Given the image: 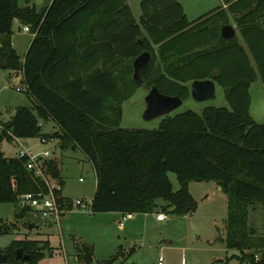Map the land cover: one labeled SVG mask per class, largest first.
Listing matches in <instances>:
<instances>
[{"label":"trees","instance_id":"trees-1","mask_svg":"<svg viewBox=\"0 0 264 264\" xmlns=\"http://www.w3.org/2000/svg\"><path fill=\"white\" fill-rule=\"evenodd\" d=\"M223 2L225 9L219 5L190 21L178 0H141L138 19L127 0H50L38 12L34 5L0 0V68L19 71L32 99L1 123L0 142L49 137L61 148L82 150L96 176L92 213L162 208L185 215L196 206L188 183L215 181L227 196L224 244L235 251L231 258L264 264V231L250 222L252 212L264 213V123L249 112L251 83L260 78L264 86V0ZM228 13L245 46L221 36ZM15 19L34 33L23 60L11 43ZM143 51L151 54L141 75L148 88L184 101L191 81L211 78L223 88L228 106L168 114L153 129L121 127L120 102L127 95L122 92L139 84L124 77ZM47 121L54 132H43ZM27 160L0 151V203H12L14 217L26 228L30 210L19 206L18 196L45 188L26 169ZM43 168L59 183L60 194L64 182L56 159L44 158ZM169 172L176 176V190ZM9 229L0 221V233ZM19 248L28 259H16ZM46 249L37 240L19 239L1 252L9 264H34ZM77 250L78 260L92 261V245Z\"/></svg>","mask_w":264,"mask_h":264},{"label":"rangeland","instance_id":"rangeland-1","mask_svg":"<svg viewBox=\"0 0 264 264\" xmlns=\"http://www.w3.org/2000/svg\"><path fill=\"white\" fill-rule=\"evenodd\" d=\"M137 1L130 0L131 4ZM49 2L50 0H17L21 7L34 5L37 12ZM183 2L187 6L189 16L196 17L216 4V0H183ZM22 28L21 22H13L12 41L21 57L31 38L30 32H23ZM132 73L125 74L127 83L132 78ZM18 87L20 90L15 89L8 70L0 68L2 116H7L6 109L11 110L16 105H30L31 102L23 91L22 82ZM149 89L143 82L122 92L127 95L120 102L121 127L153 129L158 126L161 116L143 118L146 108L145 97ZM121 90H124L123 86ZM250 95L251 116L256 122L264 123V94L254 89ZM112 103L115 104L116 101L111 99L110 104ZM207 106H228L224 98V90L220 85H216L215 95L212 98L196 101L189 96L169 114L187 109L201 113ZM43 129L46 132L52 131L49 124ZM18 140L33 155H42L47 151L49 153L47 158L54 156L64 182L62 193L73 201L84 199L86 207H74L65 212L59 226H52L39 219L33 212H29L25 220L37 226L29 230L14 217L15 206L12 203H0L1 224L10 226L6 233H0V251H3L12 240L34 239L39 244L45 243L50 247L34 264H159V260L160 264H240L238 260L231 258L235 251L227 250L224 244L227 196L218 189L215 181L192 180L188 183V190L196 202L195 209L188 214L164 212L167 217L157 220L156 213L162 212V208H159L152 213L135 214L133 219L123 221V226L119 227L118 221L121 220L119 213L91 212L90 203L96 188V176L91 162L82 150L72 145L61 148L58 139L50 141L33 137ZM18 142L3 140L0 148L4 151V155L15 156L21 149ZM168 177L174 190L178 189L179 184L175 174L169 172ZM159 202L163 205L162 201ZM250 222L258 232L264 231V213L261 209L251 213ZM12 223H16L17 226H12ZM83 244L93 246V257L89 263L78 260L77 248H81ZM131 249L133 250L129 253ZM0 264L9 263L0 261ZM11 264L33 263L19 261Z\"/></svg>","mask_w":264,"mask_h":264},{"label":"built area","instance_id":"built-area-1","mask_svg":"<svg viewBox=\"0 0 264 264\" xmlns=\"http://www.w3.org/2000/svg\"><path fill=\"white\" fill-rule=\"evenodd\" d=\"M23 31L30 32L29 26L24 25ZM34 34V33H33ZM16 90H19L17 86H14ZM49 139L50 141H55L56 138H42ZM15 141H19L17 138ZM19 143V142H18ZM48 152L45 151L42 155H33L28 150L21 146L18 150L17 156H28V160L25 164L26 169L31 171L36 177L42 179L45 184V188L35 192H27L18 196V203L20 207H25L33 212L39 219L50 225L59 226L60 219L63 214L67 211L72 210L74 207H86V202L84 199H77L75 201L64 197L62 193L57 194V190L60 189V185L56 180H51V178L45 174L43 168V159L47 158ZM134 216L132 213L122 214L119 224H123V221L130 219ZM167 216L163 212L156 213L157 220H163ZM159 264L161 261L159 260Z\"/></svg>","mask_w":264,"mask_h":264},{"label":"water","instance_id":"water-1","mask_svg":"<svg viewBox=\"0 0 264 264\" xmlns=\"http://www.w3.org/2000/svg\"><path fill=\"white\" fill-rule=\"evenodd\" d=\"M221 36L228 40L235 35V30L230 24H225L220 29ZM151 59L149 51H143L137 57L134 58L132 63L133 73L132 79L141 84L142 83V72L147 68ZM215 81L211 78L207 79H196L191 81L189 84V94L196 101H205L212 98L215 95ZM146 108L143 113L144 119H151L158 116H165L172 112L174 109L179 107L183 100L179 96H171L161 93L156 86L152 85L148 90L145 97ZM36 225L30 223L28 229L34 228ZM37 227V226H36ZM168 242V241H166ZM16 259L22 258L23 260L28 259L27 254L22 253V249L16 250ZM0 261L7 262L8 257L5 253L0 251Z\"/></svg>","mask_w":264,"mask_h":264},{"label":"crops","instance_id":"crops-1","mask_svg":"<svg viewBox=\"0 0 264 264\" xmlns=\"http://www.w3.org/2000/svg\"><path fill=\"white\" fill-rule=\"evenodd\" d=\"M140 1L141 0H138L137 1V3H135V4H131V2H130V0H127V2H128V4H129V6H130V8H131V11H132V13H133V15H134V17L136 18V19H138L139 18V16H140V14H141V9H140ZM181 4H182V6H183V9H184V12H185V14H186V16H187V18H188V20H195V19H197L199 16H201V15H199V16H189V11L187 10V6L185 5V3L183 2V0H178ZM219 5H221L222 6V8H226L227 7V5L223 2V0H216V4L215 5H213L211 8H208V9H213V8H215V7H217V6H219ZM210 10H208V11H210ZM208 11H206V12H208ZM206 12H204L203 14H205ZM202 14V15H203ZM228 17H229V23L228 24H230L233 28H234V30H235V35L232 37V38H235V39H238V41H239V43H241L242 45H244V42L242 41V37H241V35H240V31H239V27L237 26V24H236V22H235V20H234V15H232V14H230V13H228ZM15 21H18L17 19H15L13 22H15ZM19 22V21H18ZM24 26V25H23ZM23 30V29H22ZM23 32H26V31H23ZM30 34H31V38L28 40V44L25 46V48H24V50H23V56L21 57V55L19 54V52L17 51V49H16V47H15V45H14V43H13V41H12V38H13V33H12V35H11V43H12V46H13V48L16 50V52H17V54L19 55V57H20V59L21 60H23V58H24V56H25V54H26V52H27V49H28V47H29V45H30V43H31V40H32V38H33V36H34V34L33 33H31L30 32ZM232 38H230V39H232ZM245 46V45H244ZM8 74H9V76L12 78V81H13V84H14V86H17L18 87V84L19 83H21L22 81V74L19 72V71H12V70H8ZM23 84V83H22ZM216 85H217V83L215 84V87H216ZM19 88V87H18ZM254 89H255V91H257V92H263V94H264V86H263V83L261 82V79L260 78H257L254 82H252L251 83V85H250V87H249V93H251L252 91H254ZM20 90V89H19ZM24 91V90H23ZM25 95L27 96V98L29 99V101L31 102L30 103V105H28V106H31L32 105V99L25 93ZM250 99H251V95H250ZM18 105H16V106H14L13 108H11V110H7L6 109V111H7V116H2L1 114H0V123L1 122H5V121H7V120H9V118L12 116V114L14 113V111H15V108L17 107ZM249 112H250V108H249ZM251 114V113H250ZM255 120V119H254ZM46 124H49L50 126H51V130L52 131H50V130H47V132L46 131H44V129H43V132L44 133H49V132H54L55 130H56V128H55V125H54V123L52 122V121H47V122H44L43 123V128H44V126L46 125ZM0 127H1V124H0ZM1 143V142H0ZM2 144V143H1ZM0 144V145H1ZM19 144L23 147V148H25V146H24V144H22V143H20L19 142ZM55 146V145H54ZM54 148V147H53ZM26 150H28L27 148H25ZM0 151H2L1 150V148H0ZM29 151V150H28ZM52 152H53V149H52ZM3 153H4V151H3ZM17 155V154H16ZM15 155V156H16ZM5 156H7V155H5ZM49 158H54V156H52V157H49ZM217 185V184H216ZM217 187H218V189H220V187L217 185ZM61 193H62V191H61ZM62 195L63 196H65L63 193H62ZM66 197V196H65ZM118 213V212H117ZM120 214V213H119ZM64 215V214H63ZM121 216H122V214H120ZM135 215V214H134ZM134 218V216L132 217V218H130V219H133ZM130 219H127V220H130ZM126 221V220H125ZM118 223H119V221H118ZM53 226V225H52ZM121 226H123V224L121 225V224H119V227H121Z\"/></svg>","mask_w":264,"mask_h":264}]
</instances>
